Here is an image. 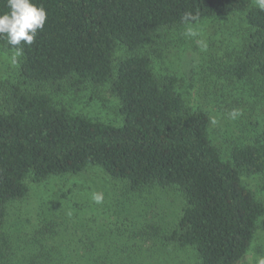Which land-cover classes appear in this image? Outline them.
Instances as JSON below:
<instances>
[{"label": "trees", "instance_id": "16d2710c", "mask_svg": "<svg viewBox=\"0 0 264 264\" xmlns=\"http://www.w3.org/2000/svg\"><path fill=\"white\" fill-rule=\"evenodd\" d=\"M252 2L33 0L44 7L47 18L31 45L21 42L22 79L50 83L69 79L75 86L110 82L123 120L114 125L70 113L56 106L49 94L25 92L14 85L11 107L0 113V230L8 202L28 193L27 178L40 182L96 166L126 180L134 191L151 184L177 188L185 206L166 238L194 248L199 264H238L264 215V204L241 179L242 173L264 172V132L234 146L230 159L224 160L210 136L208 114L186 105L174 91L173 76L160 83L149 56L138 52L114 65L113 51L117 44L135 51L164 27L245 12L250 41L230 72L242 78L254 66L264 75V11ZM5 11L7 0H0V13ZM185 13L190 17L184 19ZM0 44L15 50L6 38H0ZM61 229L47 222L33 232V241L45 254L42 262L53 259L54 252L47 248L62 254L58 247L80 245L77 259L82 264L131 262L129 252L115 249L105 234H95L86 249L82 235L72 243ZM7 244L0 231V257L6 255Z\"/></svg>", "mask_w": 264, "mask_h": 264}, {"label": "rangeland", "instance_id": "374dc122", "mask_svg": "<svg viewBox=\"0 0 264 264\" xmlns=\"http://www.w3.org/2000/svg\"><path fill=\"white\" fill-rule=\"evenodd\" d=\"M252 4L256 5L255 0ZM250 32L245 12L164 27L135 51L117 44L113 63L138 52L149 56L160 83L173 76L174 91L186 105L208 114L212 141L227 160L234 146L251 142L264 132V75L254 66L242 78L230 72L245 55ZM14 52L0 44V113L11 107V89L19 84L25 92L49 94L56 106L70 113L114 125L122 123L119 99L110 82L75 86L69 79L57 83L23 80L20 57L12 62ZM241 179L264 204V172L242 173ZM25 182L29 187L26 196L7 204L0 231L8 244L0 264H82L77 259L82 245L69 250L58 247L62 254L47 248L54 252L53 259L41 261L45 254L32 235L47 222L61 227L60 233H69L72 243L82 235L86 249L95 234L107 235L115 249L129 252L128 264H199L194 248L180 247L166 238L177 227L185 206L182 193L175 187L151 184L134 191L126 180L113 178L96 166L77 174L50 176L40 182L27 178ZM94 192L103 193L102 204L94 203ZM262 259L264 215L257 221L252 243L238 264H259Z\"/></svg>", "mask_w": 264, "mask_h": 264}, {"label": "clouds", "instance_id": "9594fccd", "mask_svg": "<svg viewBox=\"0 0 264 264\" xmlns=\"http://www.w3.org/2000/svg\"><path fill=\"white\" fill-rule=\"evenodd\" d=\"M256 6L264 11V0H255ZM8 11L0 13V38H6L7 43L15 49L12 62L23 55L22 43L31 45L38 29H43L47 18L43 6H37L33 0H7ZM185 13L184 19L190 17ZM92 200L96 204H102L103 193L94 192ZM264 264V259L259 261Z\"/></svg>", "mask_w": 264, "mask_h": 264}]
</instances>
